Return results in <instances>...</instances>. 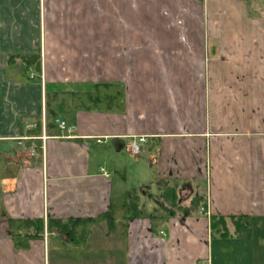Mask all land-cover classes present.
<instances>
[{"label": "crops", "instance_id": "0c3cea01", "mask_svg": "<svg viewBox=\"0 0 264 264\" xmlns=\"http://www.w3.org/2000/svg\"><path fill=\"white\" fill-rule=\"evenodd\" d=\"M9 56H37L39 78ZM95 83L118 84L124 110H73L70 136L49 129L29 157L16 137L45 94ZM0 153L18 166L0 179V264H264V0H0ZM170 186L188 210L153 225ZM133 198L138 216L93 223L80 246L11 241L9 218L45 229Z\"/></svg>", "mask_w": 264, "mask_h": 264}, {"label": "trees", "instance_id": "16d2710c", "mask_svg": "<svg viewBox=\"0 0 264 264\" xmlns=\"http://www.w3.org/2000/svg\"><path fill=\"white\" fill-rule=\"evenodd\" d=\"M18 60L23 64L24 72L30 66H34L33 70L39 74V59L37 56H9L6 61ZM36 76L32 79H38ZM45 129L48 132L52 129L56 135L65 133V130H60L53 120L59 115V107L62 110L64 122L69 125L68 116L73 110H86V111H101V112H121L124 110V100L122 90L118 84L115 83H95L88 91H60L45 94ZM34 127L30 132L31 136H38L41 133V119H30ZM25 120L23 119L22 125ZM23 127V126H22ZM37 147L40 144L39 140H35ZM27 141L25 145H27ZM40 148H37L39 151ZM18 166L9 162L0 153V179L14 177L17 174ZM176 187L170 186L164 188L160 197L162 203L166 204L167 210L162 215L151 217L153 225L157 222L163 224L169 217L175 216L177 213H184L187 207L180 205L179 198L177 197ZM196 203H199L197 201ZM139 215V208L137 199L133 198L127 204H123L113 209L100 214L94 218L86 219H47L46 227L41 218H28V219H8L10 238L16 248L25 249L28 246L30 239H39L43 237L44 230L48 233V238H51V233L55 232L54 239L58 240L60 245L70 244L73 246H80L84 243L89 227L104 218L108 220L115 219H130ZM158 223V224H159ZM157 224V225H158ZM211 230L220 235L226 233L224 219L222 217L210 218Z\"/></svg>", "mask_w": 264, "mask_h": 264}, {"label": "built area", "instance_id": "2783aa9c", "mask_svg": "<svg viewBox=\"0 0 264 264\" xmlns=\"http://www.w3.org/2000/svg\"><path fill=\"white\" fill-rule=\"evenodd\" d=\"M28 77L29 78H33L34 75L33 73L28 69ZM53 123L60 129V130H65V133H60L59 136H70L71 132L73 131V126L72 125H67L64 120L59 119V118H55L53 120ZM34 127V124L32 122H29L25 125L26 129H32ZM47 134L45 132V117L44 114H42L41 116V133L38 136H31V135H21V136H17L16 137V141L18 145H22L23 141H27V145H25V149L29 155V157L33 158L35 157V155L37 154V148H41L44 144L45 139L47 138ZM35 140H39L40 144L37 147V144L35 142ZM97 142H99V140H97ZM145 143V137L143 136H138L135 138H131V140L129 141V151L132 154H137L140 150L141 145H143ZM100 170L107 175L108 173L105 172V170L103 168H100ZM199 212L202 214L207 215L208 212L207 210H204V208H200ZM161 232V231H160Z\"/></svg>", "mask_w": 264, "mask_h": 264}, {"label": "rangeland", "instance_id": "374dc122", "mask_svg": "<svg viewBox=\"0 0 264 264\" xmlns=\"http://www.w3.org/2000/svg\"><path fill=\"white\" fill-rule=\"evenodd\" d=\"M32 73H33V75H34V77H36V76H38L39 77V74H40V72H41V70H40V72H39V74H37L32 68L31 69H29ZM24 71V70H23ZM28 71V69L26 70V72ZM26 72H25V74H26ZM33 77V78H34ZM46 118V117H45ZM41 121V120H40ZM45 132H46V129H45ZM59 136V135H58ZM25 145V144H24ZM27 152V151H26ZM27 155H28V153H27ZM29 156V155H28ZM142 187V186H141ZM141 187H138V191L139 192H141L142 191V189L143 188H141ZM152 202L154 205H153V207H152V211L153 210H155L156 209V207H157V196H156V192H155V190H151V189H148V187H146L145 186V194H141V201H140V208L141 209H143V210H146L147 208V202Z\"/></svg>", "mask_w": 264, "mask_h": 264}]
</instances>
